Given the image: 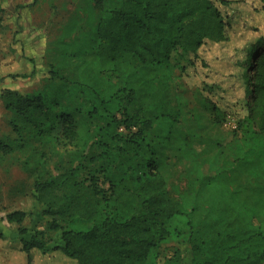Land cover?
Here are the masks:
<instances>
[{
	"label": "trees",
	"instance_id": "1",
	"mask_svg": "<svg viewBox=\"0 0 264 264\" xmlns=\"http://www.w3.org/2000/svg\"><path fill=\"white\" fill-rule=\"evenodd\" d=\"M121 1L108 9L103 0H94L101 13L94 43L64 55L60 65L52 63L50 86L33 92L5 88L0 95L12 113L14 132L36 136L33 146L21 139L19 151L33 152L34 162L22 163L34 170L41 217L50 230L62 232V242L50 249L78 264H180L179 253L161 262L153 249L172 236H185L193 256L189 264H264V35L248 45L242 61L249 112L238 119L244 134L235 160L217 174L189 180L174 195L145 133L162 118L178 114L171 99L172 53L180 48L192 56L182 68L188 74L202 45L231 37L230 18L220 5L234 0ZM259 1L264 12V0ZM111 73L120 79L116 86L103 78ZM19 76L29 75L12 74ZM216 87L223 88L207 82L200 88L219 108V100L209 94ZM73 88L83 101L70 110ZM65 96L69 100L62 102ZM52 105L59 106L58 113ZM93 119L103 123L97 135L102 150L91 160L110 159L103 169L108 189L101 188L99 176L78 177L74 153L56 160L57 174L49 168L58 153L46 143L52 139L84 155L93 143L83 129ZM0 149L14 150L1 139ZM25 216L17 210L7 218L22 222ZM80 221L92 224L75 227ZM27 231L20 228L22 235ZM21 243L27 264H33V250H50L41 230Z\"/></svg>",
	"mask_w": 264,
	"mask_h": 264
},
{
	"label": "rangeland",
	"instance_id": "2",
	"mask_svg": "<svg viewBox=\"0 0 264 264\" xmlns=\"http://www.w3.org/2000/svg\"><path fill=\"white\" fill-rule=\"evenodd\" d=\"M89 3L90 0L86 4L81 0H0V95L5 88L33 92L50 86L48 70L52 63L60 65L64 55L79 53L94 43L95 31L88 32V28L80 26L86 18L93 16ZM121 3V0H103L108 9ZM83 5L86 10H82ZM220 7L230 18L228 35L231 37L222 41L208 40L202 45L196 67L188 74H184L182 68L190 64L192 56L180 48L172 53L171 99L178 114L162 118L145 133L174 195H178L189 180L204 174H217L230 166L243 139L244 132L238 127V119L249 111L244 106L242 61L248 45L264 35V12L260 10L259 0H234L229 6ZM23 73L29 76L12 77V74ZM103 78L115 86L120 81L114 73L104 74ZM206 82L222 85L223 88L216 87V91L209 93L219 100V108L204 97L205 92L200 87ZM61 99L62 102L69 100L67 96ZM71 100L70 110L83 101L78 88H73ZM52 108L55 113L59 112V106L52 105ZM11 116L12 113L0 101V139L14 149L11 152L0 149V264H27V254L21 249L22 237L30 238L41 230L50 249L62 242V232L50 230L42 219V207L34 190V170L30 171L32 166L22 163L24 159L33 161L34 155L33 152L19 151L21 139L33 146L36 136L29 132L23 135L14 132L9 123ZM101 125L103 123L98 119L85 124L83 133L91 137L93 145L84 155L75 153L74 148L64 150L52 139L46 143L47 146L55 145L58 153L49 162L53 174L58 172L55 168L57 159L74 153V166L79 167L78 177L99 176L101 188L108 189V183L103 182V169L109 165L110 159L91 160L102 150L97 136ZM111 167L113 171H119L117 164H111ZM17 210L25 211L24 220H8L7 215ZM91 224L80 221L74 226ZM20 228H26L27 233L22 235ZM176 253H179L180 264L192 261L191 246L185 236H172L153 249V254L161 262ZM32 257L33 264H78L60 250H33Z\"/></svg>",
	"mask_w": 264,
	"mask_h": 264
},
{
	"label": "crops",
	"instance_id": "3",
	"mask_svg": "<svg viewBox=\"0 0 264 264\" xmlns=\"http://www.w3.org/2000/svg\"><path fill=\"white\" fill-rule=\"evenodd\" d=\"M81 1L86 4L89 0H81ZM90 2L91 3H89V5H88V8L90 9V12H92V10L96 11V14L93 13V16H95V18L93 20L94 24L91 26V22H90L91 17H88V18H86V21L84 20V22H81V25H80L81 28H83V29L88 28V32L93 31V28H95V25L97 24L96 18L98 17V20H99V17L101 15L100 11L94 5V0H90ZM82 10H86V7L84 5L82 6Z\"/></svg>",
	"mask_w": 264,
	"mask_h": 264
}]
</instances>
